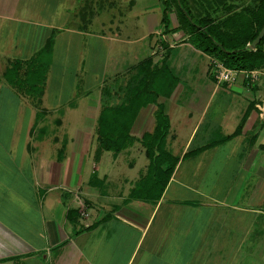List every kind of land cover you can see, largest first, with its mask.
Masks as SVG:
<instances>
[{
    "label": "crops",
    "instance_id": "obj_1",
    "mask_svg": "<svg viewBox=\"0 0 264 264\" xmlns=\"http://www.w3.org/2000/svg\"><path fill=\"white\" fill-rule=\"evenodd\" d=\"M149 1L143 0L141 6L142 11L148 9L146 17L152 28L157 18L150 15L153 13L150 8L157 4L154 6ZM248 1L225 0L224 3L244 6ZM160 2L158 25L140 37L144 40L149 41L155 33L158 41L166 40L167 35H161ZM188 2L196 15L202 16L206 11L213 18L220 15L212 13L215 3L220 4L218 0ZM49 32L50 29L48 35ZM83 36L79 30L58 31L51 54L57 55L55 42L60 38L71 47L73 41L79 45V37ZM115 36L95 35V38L101 43L111 41V45L114 40L119 41V35ZM145 46L141 44V49ZM169 46L173 49L169 65L179 75L180 82L168 98L159 97L157 102L164 104L169 118L165 148L177 158V163L155 201L149 200L151 191L146 187L138 188L149 164L141 138L154 128L155 104L138 110L129 132L130 143L125 148L119 152L105 151L98 149L96 140V119L109 101L103 83L96 98L90 97L81 106L89 121L88 127L71 129L62 128L66 126L62 115L67 109L78 107L74 97H70L78 96L71 89L73 79L68 84L70 91L68 86L48 91V86L55 81L51 78L43 85L36 84L41 90L37 88L30 93H22L8 80L1 79L0 93L2 88L7 89L5 92L11 95L16 106L11 119L27 121L24 126L15 123L8 133L5 134L6 130L0 133L7 136L5 141L0 139V264H191L196 254L210 261L211 248L215 261L217 241H224L226 236L220 231L217 234L212 224L216 220L222 222V217L234 211H241L234 205L233 197H238L243 189L249 163L256 161L258 151H264V144L257 143L259 135L264 141V75L250 90L241 75L233 84H218L210 73L212 58L194 47ZM131 51L127 53L134 59ZM202 57L207 60L202 76L211 83L204 78H190L186 69L191 63L197 66ZM53 61L55 65L54 58ZM131 63L130 59L127 65ZM116 70L123 69L118 64L113 72ZM220 91L223 95L217 96ZM86 92L89 91L79 92V96ZM216 100L227 104L223 108L217 106L222 109L219 113L212 111ZM0 131L3 130L0 128ZM228 136L232 137L222 141ZM208 145L205 150L184 156ZM221 147L228 149L222 163L233 165L235 170L229 190L220 199H214L197 190L188 179L194 177L191 166L210 159V153ZM249 147L251 150H246ZM123 155L132 157L127 167L136 169V175L119 176L118 166ZM141 156L147 163L137 168ZM186 240L188 246L193 245V250L186 260L179 261L178 256L182 258V255L178 250Z\"/></svg>",
    "mask_w": 264,
    "mask_h": 264
},
{
    "label": "rangeland",
    "instance_id": "obj_2",
    "mask_svg": "<svg viewBox=\"0 0 264 264\" xmlns=\"http://www.w3.org/2000/svg\"><path fill=\"white\" fill-rule=\"evenodd\" d=\"M142 1L0 0V81L1 79L7 81L15 61H18L19 65L17 72L14 73V78L28 80L36 74L35 81L41 82L43 79L42 85L45 81L55 78L54 83L48 86V91L60 87L65 89L66 86H68L69 90L68 84L73 79L71 89L78 96L70 95V97H74L78 107L73 110L67 109L64 112L62 121H65L64 125L66 126H62V128H87L89 121H86L85 112L81 106L90 97L92 99L96 98L101 83L104 85L103 90L108 93V96L106 95L109 98L107 99L109 100L107 105H120L126 92V83L132 80V77L136 74V69L132 67L135 61H138L136 62L138 64L140 61L150 58L152 64H154L153 62L156 61L157 63L160 61L164 54V51L160 50L162 46L156 37V33L149 41L140 38L143 34H147L151 29L157 27L160 13L158 8L159 0H151L154 6L157 4V7L150 8L151 12L153 11L150 15L157 18L155 26L153 25L152 28L146 17L147 12H149L148 9L142 11ZM171 18L173 26L177 27L178 22L174 11L171 14ZM133 25L136 26L135 29ZM49 29L57 32L65 29L79 30L84 36L79 37L81 41L79 45L73 41L70 44L71 47L65 45L63 37V39L60 38L55 42L58 44L57 55L51 54L47 60L49 61V66L46 72L38 74V69L29 65V61L41 51ZM123 31L124 33H122ZM182 33L181 36L177 35L174 37L170 34L167 35L165 37L166 44L173 47L177 46L178 48H191L192 46L187 40V33ZM95 35H106L107 37H114L115 35L117 37L119 35L122 39L118 37L119 41L114 40V44L109 45L111 41H102L103 43H101L95 38ZM124 35L126 36L124 37ZM127 36L129 37L126 38ZM136 40H138V43ZM147 42L148 44L150 43L149 46ZM134 43L135 46L133 47ZM141 44H146V46L141 49ZM152 44L153 47H150ZM131 47L133 48L130 49ZM77 48L79 49L77 50ZM142 50L143 52H141ZM129 51H131L133 56L135 55L134 59L129 57V53H127ZM53 58L56 62L55 65H53ZM130 59L133 63L128 66ZM201 60L202 62H198L197 66L189 63L190 65L186 67L189 77L195 80L204 78L205 82L211 83L201 73L206 67L207 60L205 57H202ZM118 64L123 70L113 72L115 65ZM52 65L55 67L56 71H54L56 73H53ZM33 83L35 82L33 81ZM27 86L26 84L23 88L15 86L13 88L22 93H28ZM38 88L42 89L41 86ZM6 90L2 88L0 93V128L3 130L0 133L6 130L5 134L10 131L15 123H20V126H24L27 121L26 119L22 121L11 119L10 116L15 113L16 106L11 100V95L5 92ZM84 90L89 92L79 96V92ZM228 93L231 95L230 92ZM219 95H223V92H218L217 96ZM215 103L212 106V111L216 113L222 110L220 108L222 105L223 107L227 105L221 101L217 102V100ZM218 105H220L219 108L217 107ZM208 117L212 116L208 115ZM92 125L95 126L94 123ZM261 137V135L258 136L257 143L261 142L264 144ZM0 139L5 141L7 136L0 134ZM251 148L242 149L250 151ZM242 151L245 152L244 150ZM227 152L228 149L221 147L212 155L210 153V159H205L204 162L191 166L192 172L194 171V177H189L188 180L192 181L197 190L214 197V199H220L231 185L230 177L235 167L222 163L223 160L225 161L224 157ZM258 152L256 161L252 160L248 165V168H250L248 169L249 174L244 177L243 189L238 197L235 195L233 197L234 205L239 207L241 211H234L231 215L222 217V222L218 221L217 223L216 220V223L212 224V229H216L217 234L220 231L221 234L226 236L224 241H217L215 261L214 251L211 248L210 261H204L205 257H199L196 254L194 263L191 264H264V151ZM131 158L125 155L120 157L119 176H134L137 174L136 169L130 170L127 167ZM139 159L140 164L136 163L137 168L147 163L143 156ZM207 201L210 202L209 200ZM221 206L223 205L219 204V207ZM241 236L243 237L242 241H240ZM192 246H188L187 240L185 241L183 248L181 247L178 250V254L182 255V258L178 256L179 261L184 258L186 260V257L193 250ZM201 248V250H206L205 247Z\"/></svg>",
    "mask_w": 264,
    "mask_h": 264
},
{
    "label": "trees",
    "instance_id": "obj_3",
    "mask_svg": "<svg viewBox=\"0 0 264 264\" xmlns=\"http://www.w3.org/2000/svg\"><path fill=\"white\" fill-rule=\"evenodd\" d=\"M160 1L161 35L186 32L187 40L192 47L232 70L252 71L264 67V37L254 50L247 49V45L255 39L264 25V0H249L244 6L218 0L220 4L214 2L216 8L212 10L213 14L219 12L218 18H213L206 10L202 16L194 14L188 0ZM173 11L178 22L177 27H173L170 17ZM184 11L191 21H188ZM56 33H58L56 30H50L41 51L29 61V65L38 69V74L45 73L49 66L47 60L51 56ZM159 43L164 50L160 62L152 64L151 59L147 58L132 66L136 69V74L126 83V92L121 104L110 106L106 103L96 119L98 149L119 152L130 143L129 132L138 110L148 104L156 105L154 128L151 132L143 134L141 138L149 164L145 177L138 184V188L146 187L151 191L149 195L152 196L149 198L151 201L157 200L161 195L177 163V158L165 148L169 118L164 104L158 103L157 100L159 97L168 98L179 84L180 77L169 65L173 49L163 39H160ZM215 43H219L221 48ZM18 65V61L13 62L8 82L18 88H23L27 84L28 92L37 90L36 84L40 81H35L36 74L28 80L14 78ZM229 137L232 136L222 141ZM209 147V145L200 147L187 152L184 156Z\"/></svg>",
    "mask_w": 264,
    "mask_h": 264
},
{
    "label": "built area",
    "instance_id": "obj_4",
    "mask_svg": "<svg viewBox=\"0 0 264 264\" xmlns=\"http://www.w3.org/2000/svg\"><path fill=\"white\" fill-rule=\"evenodd\" d=\"M210 73L218 84H233L236 82L239 75L246 82L247 89H252L261 75H264V70H232L226 68L221 62L211 59L210 60Z\"/></svg>",
    "mask_w": 264,
    "mask_h": 264
},
{
    "label": "water",
    "instance_id": "obj_5",
    "mask_svg": "<svg viewBox=\"0 0 264 264\" xmlns=\"http://www.w3.org/2000/svg\"><path fill=\"white\" fill-rule=\"evenodd\" d=\"M185 16L187 17L188 21H191V18L186 14V12L184 11ZM200 30H203L201 27H198ZM264 37V25L263 27L260 29V31L258 32L257 36L255 37V39L247 45V49L248 50H254L255 47L258 45V43L260 42V40ZM216 46L221 48V45L219 43H215ZM224 50V49H222Z\"/></svg>",
    "mask_w": 264,
    "mask_h": 264
},
{
    "label": "bare ground",
    "instance_id": "obj_6",
    "mask_svg": "<svg viewBox=\"0 0 264 264\" xmlns=\"http://www.w3.org/2000/svg\"><path fill=\"white\" fill-rule=\"evenodd\" d=\"M55 71H56V70H55ZM55 71H54V73H56Z\"/></svg>",
    "mask_w": 264,
    "mask_h": 264
}]
</instances>
